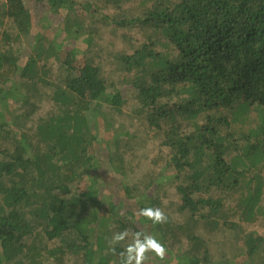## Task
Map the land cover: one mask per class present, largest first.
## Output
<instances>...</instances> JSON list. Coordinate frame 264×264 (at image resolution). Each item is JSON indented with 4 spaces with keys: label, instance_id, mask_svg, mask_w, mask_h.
I'll list each match as a JSON object with an SVG mask.
<instances>
[{
    "label": "trees",
    "instance_id": "obj_1",
    "mask_svg": "<svg viewBox=\"0 0 264 264\" xmlns=\"http://www.w3.org/2000/svg\"><path fill=\"white\" fill-rule=\"evenodd\" d=\"M37 1L64 15L65 25L75 22L76 31L63 29L68 34L84 29L77 14L82 6L114 36L133 24L142 39L132 54L113 57L115 76L75 47L59 55L62 46L44 34L47 47L37 46L24 62L19 46L31 40L30 9L24 0L0 5V119L15 99L28 109L15 115L13 126L0 123V264H64L69 254L79 264H121L127 242L112 251L109 241L125 230L155 235L168 249L164 261L153 257L147 264H240L242 253L216 260L198 240H206L201 231L233 232L263 214L264 0ZM109 3L111 13L102 15ZM51 58L65 73L56 85L45 79ZM17 77L23 95L15 94ZM43 86L54 88L52 110L23 129L15 120L34 112L32 98L41 100ZM130 98L137 105L133 113L167 148L160 178H147L142 191L135 182L118 181L112 168L115 160L122 167L134 156L136 137L118 125L112 137L105 134L102 113L133 118L123 110ZM128 167L135 166L129 161ZM164 182L175 199L158 196ZM103 204L109 219L100 234L95 223L105 222ZM145 207L162 209L167 222L153 225L138 216ZM71 236L74 242L64 245ZM242 238L248 257L242 264L254 254L264 264V238L254 231ZM44 241L57 246L44 248Z\"/></svg>",
    "mask_w": 264,
    "mask_h": 264
},
{
    "label": "rangeland",
    "instance_id": "obj_2",
    "mask_svg": "<svg viewBox=\"0 0 264 264\" xmlns=\"http://www.w3.org/2000/svg\"><path fill=\"white\" fill-rule=\"evenodd\" d=\"M75 1L78 4L82 3V0H75ZM3 3L4 0H0V5ZM24 3L30 9L32 23H33L31 30L32 32L29 36L31 42L30 41H29L30 43L27 42L28 38L23 39L22 45L19 46L21 50V54L23 53L26 54V57H22V59H25L24 62L28 59L29 54L34 53V49L37 46H44V48L47 47L49 42L46 39L42 40L43 39L42 35L44 34L45 36H48L50 39L55 40V42L59 46L60 45L62 46L61 48L58 47L59 55L64 56V53L70 52L71 48L73 49L75 47L74 51L77 54L82 55L89 60L100 59V62L101 63L103 62L101 66L104 68L105 72L109 73L111 76H115L114 73H111L115 70L113 64L114 60H112L113 57L117 55L121 56L122 54H129V55L132 54L142 39V37H140L139 29L133 24L129 25L128 27L129 30L121 29L120 31H118L120 35L114 36L110 31L111 30L110 25L101 24L100 21L94 19V18L100 19V17L98 16L94 17L92 15L93 11H91L90 15L89 12L84 13L85 11L82 9V6H79L77 14L80 17V19L83 21L84 29L75 35H71L66 33L63 29L72 28L71 31H76L75 29H77V26L72 27L71 23H75V22L71 20H69L65 25L63 13H62L63 16L61 15L62 17H56L55 14H52L49 11L46 2L41 3L38 2L37 0H24ZM105 8L106 9L103 10V12H101L102 15L110 14L112 9L110 3L106 4ZM129 9H130L129 5L122 7L120 9V14H122L123 16L127 15L126 13L130 12ZM74 18L75 17H71V19ZM92 19L95 22L91 24L90 20ZM4 22L8 23L7 20ZM48 24H50V26H48ZM123 34H124V38L121 39L120 37ZM36 35H39L42 38L40 39L39 42L34 43L32 41H34L33 37H35ZM64 57L62 58L63 60ZM47 66H45V69L47 71V75L45 77L46 80L49 79L51 83H54V85H56L57 83L59 84L60 81L61 82L64 81L63 76H65V73L59 60L55 61L51 58L49 62H47ZM15 83H16L15 94L23 95L25 92H27L26 89L24 88V84L20 81L19 77L15 79ZM53 91H54L53 87L43 86L40 89V94L42 96L41 100L38 101L35 98H32V101L35 104L34 112L24 119L21 118V120H19L18 118H16L15 120L16 122H19L21 128L23 127V129H28L32 127L33 124L36 126L40 119H46V117L49 115L53 107L52 99H51ZM20 100L21 99H17V102L15 104L14 103L16 101L15 99L7 109L1 110L4 117L0 119V123L9 122L13 126L15 115L17 116L23 114L24 112H28L27 108H25L24 111H22L19 108ZM134 101L135 100H133V98L128 99V103L125 104V106L123 107L125 114L132 115L133 118L127 116L121 117L120 114L116 115V117H113L111 111H107L104 109H102V113L103 115H107L105 122L106 124L105 127L107 130H105L106 131L105 134H109L112 137V134L116 133L115 128L117 130V127L121 126L123 132H128V134H131L136 137L135 141L133 142V147H131L135 149L136 153L134 154V156H130V157L128 156L127 160H125L124 165L122 167H121V163L116 157L117 159L115 160L116 165H112V168L117 170L115 175L117 176L118 181H120L121 183H126L127 185L133 184V182H135L142 191L143 188H145V186L147 185V178L148 179L158 178V177L160 178L161 170L164 168L166 163L165 161H166L167 148L162 146L160 140V134L159 133L155 134V132L148 129V125L144 117L142 118L140 115H136L133 113L132 107L135 108L137 106L134 104ZM103 126H104V122H103ZM3 128L5 131L9 130L7 126H3ZM102 135L103 134H101L100 137H102ZM108 141L111 142V139ZM110 148H113L112 142L110 143ZM101 153L105 155L106 150L102 148ZM129 161L130 164L132 163L135 166L134 168L128 167ZM165 182L161 186L165 190L164 194L160 193L158 196L163 201L165 200L170 201L175 199L176 198L174 194L175 189L169 188L168 185L165 184ZM152 187L154 188V186ZM157 190L158 189H156V191ZM262 201L263 202L261 205L264 207V197ZM229 203L230 201L227 202L226 205L227 207H229ZM101 210H102V216L106 218L105 222L102 225H100V223H95V227L100 232V234L104 226H106L107 219H109V217L106 214L108 212L107 206L103 204L99 213L101 212ZM260 215L261 216L258 217L257 222H254L252 224L242 223L241 228L236 227L235 229H233L234 230L233 232H226L227 230H225L224 227H222V230H219L217 232L212 231L207 234H205L204 231H201L199 233V236H205L206 240H202V239L198 240V243H203L209 252L211 253L213 252L214 254L213 258L216 260H222V259L234 260L235 255L237 253H239L240 255L242 253V256L238 258L239 260H241L240 264H242V262H244L245 259L248 258L246 256L247 254L243 253L245 249L243 248L244 241L242 237L245 236L248 232L254 231L257 233V236H262L264 238V210H263V214ZM230 220L235 222L234 219H230ZM73 242H74V238L71 236L68 238V241L65 240L64 245L68 243L72 244ZM125 242L130 243L131 236H129L125 240ZM95 243L97 242L95 241ZM55 244L56 243L51 244L48 243L47 241H44L42 247L50 249L57 246V244L56 245ZM184 246L186 247L187 245L184 244ZM262 258H264V249L262 250ZM79 259L80 258L69 254L68 256L64 257V264H79ZM257 259L258 257L254 254L251 260H248V264H252L253 262H254L253 264H261V262L258 261ZM42 264H55V262H48V263L43 262Z\"/></svg>",
    "mask_w": 264,
    "mask_h": 264
},
{
    "label": "clouds",
    "instance_id": "obj_3",
    "mask_svg": "<svg viewBox=\"0 0 264 264\" xmlns=\"http://www.w3.org/2000/svg\"><path fill=\"white\" fill-rule=\"evenodd\" d=\"M138 216H142L151 221L153 225L164 224L167 222V216L158 207H145L139 210ZM131 236V242L123 247V251L119 253L121 264H147L153 257L159 261H164L168 249L155 235L147 234L143 231L130 233L128 230L115 233L109 241L112 251L114 246L125 241Z\"/></svg>",
    "mask_w": 264,
    "mask_h": 264
}]
</instances>
